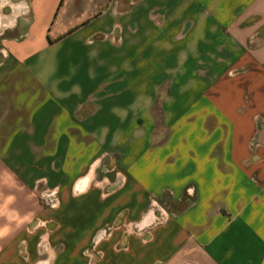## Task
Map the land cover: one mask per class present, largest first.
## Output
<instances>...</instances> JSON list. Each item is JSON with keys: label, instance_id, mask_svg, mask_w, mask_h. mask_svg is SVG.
<instances>
[{"label": "crops", "instance_id": "obj_1", "mask_svg": "<svg viewBox=\"0 0 264 264\" xmlns=\"http://www.w3.org/2000/svg\"><path fill=\"white\" fill-rule=\"evenodd\" d=\"M22 3L0 40V264H85L110 223L96 264H264V0Z\"/></svg>", "mask_w": 264, "mask_h": 264}, {"label": "rangeland", "instance_id": "obj_2", "mask_svg": "<svg viewBox=\"0 0 264 264\" xmlns=\"http://www.w3.org/2000/svg\"><path fill=\"white\" fill-rule=\"evenodd\" d=\"M23 0H0V40L10 34V30L12 33L13 28H15V23L19 21L21 18V14L24 12V4L22 3ZM255 40V41H254ZM252 43L254 44H261L262 40L260 39L259 35H255L253 38ZM155 199L157 204H153L152 201ZM149 205L145 210L146 215L150 212V209H154V213L158 215V207H162L165 211L170 213L172 211L173 206L166 201V199L162 200L157 197H151L149 200ZM49 208L54 209L56 206L47 205ZM175 207V206H174ZM118 223H110L104 224L98 228L95 232L93 238L89 242V244L83 250V256L85 257V264H96L100 258L102 257L103 253L102 250L99 248L100 244L110 238L111 232L118 227ZM105 228V233L100 236L99 231ZM133 231H137V227L133 226ZM184 263H191L196 264L195 262H175L171 264H184ZM155 264H163V263H155Z\"/></svg>", "mask_w": 264, "mask_h": 264}, {"label": "built area", "instance_id": "obj_3", "mask_svg": "<svg viewBox=\"0 0 264 264\" xmlns=\"http://www.w3.org/2000/svg\"><path fill=\"white\" fill-rule=\"evenodd\" d=\"M190 191V193L192 192L191 189H188ZM43 200L45 201V203L47 205H50V206H56L57 205V199H56V196H55V191L54 190H48L44 193L43 195ZM153 204H157L155 199H153L152 201ZM158 215H156L154 213V209H150V211H152L153 215L151 216V218L149 219L148 223H152V222H164L167 220L168 218V212L165 211L162 207H158ZM146 217V214L145 216ZM147 223V224H148ZM145 225V224H144ZM133 226L137 227V230L140 231L142 230V225H141V222L140 223H136V224H133ZM105 228H102L99 233H102L100 234L103 235L105 233Z\"/></svg>", "mask_w": 264, "mask_h": 264}, {"label": "bare ground", "instance_id": "obj_4", "mask_svg": "<svg viewBox=\"0 0 264 264\" xmlns=\"http://www.w3.org/2000/svg\"><path fill=\"white\" fill-rule=\"evenodd\" d=\"M0 22H1V20H0Z\"/></svg>", "mask_w": 264, "mask_h": 264}, {"label": "flooded vegetation", "instance_id": "obj_5", "mask_svg": "<svg viewBox=\"0 0 264 264\" xmlns=\"http://www.w3.org/2000/svg\"><path fill=\"white\" fill-rule=\"evenodd\" d=\"M1 23V22H0Z\"/></svg>", "mask_w": 264, "mask_h": 264}]
</instances>
